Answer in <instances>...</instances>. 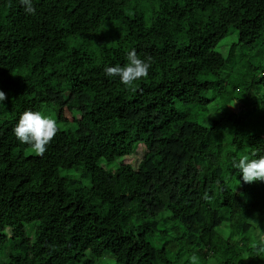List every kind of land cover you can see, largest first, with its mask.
<instances>
[{"label":"trees","instance_id":"trees-1","mask_svg":"<svg viewBox=\"0 0 264 264\" xmlns=\"http://www.w3.org/2000/svg\"><path fill=\"white\" fill-rule=\"evenodd\" d=\"M36 8L29 15L18 0H0V264H264L253 236L264 235V182H243L231 166L239 152L264 155V0ZM232 29L236 42L217 52ZM81 38L101 44L90 50ZM132 48L152 66L129 87L104 67L127 63ZM231 63L237 80L216 88L209 78ZM231 102L243 117L227 111ZM27 109L59 125L42 155L28 156L13 132ZM139 143L137 169L98 165ZM68 171L79 178L60 175Z\"/></svg>","mask_w":264,"mask_h":264},{"label":"clouds","instance_id":"clouds-1","mask_svg":"<svg viewBox=\"0 0 264 264\" xmlns=\"http://www.w3.org/2000/svg\"><path fill=\"white\" fill-rule=\"evenodd\" d=\"M37 0H18L24 12L29 15L37 13ZM151 58H142L135 48L127 52V63L111 64L104 67V74L109 78H116L125 85L133 86L136 81L147 77L151 68ZM7 98L5 91L0 89V107H5ZM59 131L57 121L50 115L31 109L20 114L13 132L16 139L22 144H28L37 154H43L48 145ZM231 166L237 170L243 182H264V155L254 156L246 152H239L232 159ZM238 184L240 183L239 180Z\"/></svg>","mask_w":264,"mask_h":264},{"label":"rangeland","instance_id":"rangeland-1","mask_svg":"<svg viewBox=\"0 0 264 264\" xmlns=\"http://www.w3.org/2000/svg\"><path fill=\"white\" fill-rule=\"evenodd\" d=\"M99 35L101 36V35H103V33H99ZM236 40H237V32L235 30H233V29L229 30L227 35L225 36V38L223 40H221L219 42V44L217 45L216 51L220 52V53H226L228 51V49H229V46L233 42H236ZM78 43L81 46H83L84 48H88V49L91 50V49L97 48V46H99V44H101V41H98V42L91 41L90 42V40L88 41L87 38H81V39H79ZM251 54H252V52H251ZM253 57H254V60L256 58L258 62L259 61L261 62V58H262L261 53L254 52L253 53ZM250 60L252 61V59H248V61H246V62H250ZM235 65L238 68H235ZM225 69L226 68H224V70ZM224 70L219 75L209 78L211 81L214 82L216 88L218 87V89H223V88L228 89L229 88L228 85H230L231 82H234V81L237 80L238 74H239V72H238L239 71V64L237 65V63L236 64L231 63V64H229L227 69L225 71ZM223 75H225L226 77L223 78ZM216 94H214L213 91H209L206 95L208 97L213 98ZM262 94H263V98H264V88L262 89ZM210 106L211 105H209V107ZM178 107H179L180 110H185L183 105H179ZM226 108H227V111L229 113H235L237 115V117H243L245 115V109L242 106L238 105L236 102L229 103L228 107H226ZM224 110H225L224 106H220L216 110H212L210 108V110H209L210 118H213V119L219 118L222 115L221 113ZM52 114H54V113L52 112ZM73 116H74L75 119H79V117H80L79 113H77V112H74ZM53 118H55V116ZM144 153H145V147H144V145L142 143H139V144H137L134 147L133 152L131 153L130 156L124 157L122 159H119L118 161L114 162L113 164H105L103 162H100L98 165L100 167L108 170V171H115V169L119 165H121V164H129L135 170V169H137V166H138L139 162L141 161ZM26 154L28 156H36V155H38L34 150H29ZM60 175L62 177L69 178V179H72V180H75V179L79 178L77 173H74L73 171L61 172ZM249 223L252 224L255 227L257 226V224H258L257 214H253L252 215V217L249 220ZM217 231L224 238H226L227 235H228V229L226 227L218 228ZM7 233H8V231H6V234ZM253 236H254L255 240L258 243L264 242V235L260 234L259 230L255 229L253 231Z\"/></svg>","mask_w":264,"mask_h":264}]
</instances>
